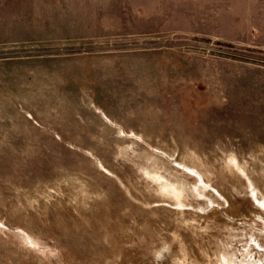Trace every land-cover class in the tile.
<instances>
[{"label": "rangeland", "instance_id": "1", "mask_svg": "<svg viewBox=\"0 0 264 264\" xmlns=\"http://www.w3.org/2000/svg\"><path fill=\"white\" fill-rule=\"evenodd\" d=\"M0 264H264V0H0Z\"/></svg>", "mask_w": 264, "mask_h": 264}]
</instances>
